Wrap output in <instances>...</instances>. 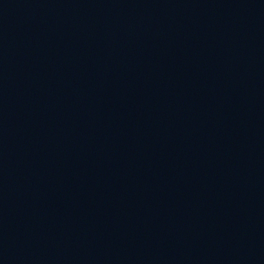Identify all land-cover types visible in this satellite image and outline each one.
<instances>
[{"label": "water", "instance_id": "obj_1", "mask_svg": "<svg viewBox=\"0 0 264 264\" xmlns=\"http://www.w3.org/2000/svg\"><path fill=\"white\" fill-rule=\"evenodd\" d=\"M0 264H264V0H0Z\"/></svg>", "mask_w": 264, "mask_h": 264}]
</instances>
